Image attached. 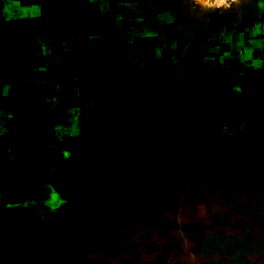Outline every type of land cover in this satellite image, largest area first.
Here are the masks:
<instances>
[{"label": "rangeland", "instance_id": "1", "mask_svg": "<svg viewBox=\"0 0 264 264\" xmlns=\"http://www.w3.org/2000/svg\"><path fill=\"white\" fill-rule=\"evenodd\" d=\"M175 2L0 0V264L264 258V57Z\"/></svg>", "mask_w": 264, "mask_h": 264}, {"label": "crops", "instance_id": "2", "mask_svg": "<svg viewBox=\"0 0 264 264\" xmlns=\"http://www.w3.org/2000/svg\"><path fill=\"white\" fill-rule=\"evenodd\" d=\"M181 26H192L191 41L204 42L212 49L210 60L223 73L229 72L234 60L242 68L262 67L264 57V1L233 0L232 6L223 0H175ZM221 1V2H220ZM242 2V4L240 3ZM240 3V4H239ZM250 65V66H249ZM251 72V69L241 72ZM253 232V230H252Z\"/></svg>", "mask_w": 264, "mask_h": 264}, {"label": "trees", "instance_id": "3", "mask_svg": "<svg viewBox=\"0 0 264 264\" xmlns=\"http://www.w3.org/2000/svg\"><path fill=\"white\" fill-rule=\"evenodd\" d=\"M251 243V241H249ZM242 250H246L245 252H242ZM221 251L220 253H222ZM224 255H227L229 262H221V260H217L212 264H253L246 260V258L256 254L255 250L253 249H246L242 248L240 250L235 249L231 251H225L223 252ZM256 264H264V258L260 259Z\"/></svg>", "mask_w": 264, "mask_h": 264}, {"label": "built area", "instance_id": "4", "mask_svg": "<svg viewBox=\"0 0 264 264\" xmlns=\"http://www.w3.org/2000/svg\"><path fill=\"white\" fill-rule=\"evenodd\" d=\"M219 1V0H217ZM233 0H223L224 4H231ZM221 2V1H220Z\"/></svg>", "mask_w": 264, "mask_h": 264}, {"label": "flooded vegetation", "instance_id": "5", "mask_svg": "<svg viewBox=\"0 0 264 264\" xmlns=\"http://www.w3.org/2000/svg\"><path fill=\"white\" fill-rule=\"evenodd\" d=\"M264 1V0H263ZM243 3L245 2L246 3V1L244 0V1H242ZM242 2H240L241 4H242ZM239 3V4H240ZM228 6H232V3L231 4H229Z\"/></svg>", "mask_w": 264, "mask_h": 264}]
</instances>
